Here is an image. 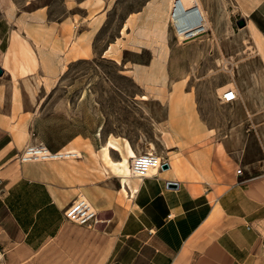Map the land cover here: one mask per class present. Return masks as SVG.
I'll use <instances>...</instances> for the list:
<instances>
[{"label": "crops", "instance_id": "obj_1", "mask_svg": "<svg viewBox=\"0 0 264 264\" xmlns=\"http://www.w3.org/2000/svg\"><path fill=\"white\" fill-rule=\"evenodd\" d=\"M108 2L65 0L62 19H51L47 6L19 13L6 3L0 21L1 264H264V170L251 174L244 165L242 174L237 173L240 135L232 117L221 120L223 128L212 126L201 116L195 92L182 81L168 89L166 46L147 66H124L140 87L166 104L158 140L168 167L135 179L133 196L102 165L93 168L88 157L19 161L22 149L39 141L53 151L88 147L82 143L88 138L51 141L33 132L38 115L27 110L25 95L53 92L66 65L95 54L93 44ZM201 2L213 31L220 19L219 2ZM226 2L237 20L245 21L264 64V0ZM133 29L123 25L119 39L142 47L143 38ZM117 40L100 54L111 52ZM115 53L112 59L119 63L121 49ZM38 78L42 85H37ZM222 105L234 108L233 102ZM241 136L244 140L245 134ZM260 138L264 146V135ZM80 192L88 193L96 209L98 222L93 225L64 216Z\"/></svg>", "mask_w": 264, "mask_h": 264}, {"label": "rangeland", "instance_id": "obj_2", "mask_svg": "<svg viewBox=\"0 0 264 264\" xmlns=\"http://www.w3.org/2000/svg\"><path fill=\"white\" fill-rule=\"evenodd\" d=\"M166 1L109 0L104 26L93 44L95 54L66 65L54 80L53 92L25 95L27 110L38 115L32 131L51 141L73 135L88 138L82 143L91 145L95 152L89 156L93 168L103 164L100 149L112 136L128 139L138 153L149 151L153 144V153L162 157L164 148L158 139L166 116L165 100L149 95L124 66H147L153 55L158 57L166 46L168 89L182 81L186 90L195 92L201 116L212 126L223 128L221 120L232 117L241 138L237 136V154L241 151L238 168L247 165L251 174L263 171L264 146L260 137L264 135V64L255 54L250 32L237 26L238 17L232 14L226 0H217L220 19L214 30L180 40L168 16ZM7 2L19 13L47 6L51 19H62L67 14L65 0H0V21ZM123 25L135 26L133 32L143 38L142 47L134 48L119 39ZM162 26L164 30H160ZM122 33L125 36V28ZM115 40L118 46L101 55ZM119 49L122 59L117 63L112 58ZM36 81L42 85L41 78ZM228 83L233 86L224 89L237 93L233 109H225L221 100ZM143 95L147 98L143 99ZM111 157L119 158L114 151ZM256 162L261 163L260 168L255 167ZM94 175L93 181L97 178Z\"/></svg>", "mask_w": 264, "mask_h": 264}, {"label": "built area", "instance_id": "obj_3", "mask_svg": "<svg viewBox=\"0 0 264 264\" xmlns=\"http://www.w3.org/2000/svg\"><path fill=\"white\" fill-rule=\"evenodd\" d=\"M183 11L177 20L173 23V28L176 35L178 36V31L187 33L189 28L192 26L195 21L201 20V15L199 13L198 5H192L191 8ZM203 34V33H201ZM179 37V36H178ZM192 39V38H190ZM189 40V39H185ZM184 40V41H185ZM237 99V93L234 89H226L221 97L223 103H230ZM70 160V159H79V154L72 150H51L43 142H36L26 145L20 155V162H29V161H57V160ZM168 164L165 159H161L158 155L153 152H143L138 153L137 156L131 158L130 168L131 173L134 177L143 179L150 176L149 171L151 169H163V165ZM238 174H242V169H237ZM64 216L79 225H93L98 222L97 212L91 206L89 201L85 199L83 195H77L72 203L64 210ZM3 257V251L0 248V260Z\"/></svg>", "mask_w": 264, "mask_h": 264}, {"label": "bare ground", "instance_id": "obj_4", "mask_svg": "<svg viewBox=\"0 0 264 264\" xmlns=\"http://www.w3.org/2000/svg\"><path fill=\"white\" fill-rule=\"evenodd\" d=\"M198 5L199 13L201 15V20L195 21L192 26L189 28L188 32L184 33L181 31H178V36L180 40L195 38L199 36L201 33H204L208 30V27L210 26L209 18L207 15L206 10L203 8L201 0H167V11L168 16L172 22H175L177 18L183 14V11L187 12L190 10H186L188 8H191L192 5ZM165 27L162 26L160 30H164ZM162 32V31H161ZM21 70L24 72L23 66H21ZM232 87V83H228L224 88L226 87ZM225 90V89H224ZM224 91H222L221 94H223ZM143 99H146L147 97L143 95ZM154 145L151 144V148L147 152H153ZM62 150H72L79 154V158L87 159L89 156H91L92 153H95L91 150L90 147H88L85 151L75 149L74 147L71 149L65 148ZM111 151H114L118 154V159L114 160L111 157ZM137 156V153L131 143L126 138H120V137H109L106 142L103 144V146L100 149V158L103 162L102 164V171L104 172H110L114 176L118 177L120 181L122 182V190L127 195L128 190L130 191V195L134 194V192L137 190V182H135V179H140L137 177H134L131 173L130 168V162L131 158ZM161 159H164L163 157L159 156ZM65 160V159H64ZM70 160H76V159H70ZM63 161V160H62ZM100 165V164H99ZM101 166V165H100ZM156 169H151L148 173L149 175H152L153 173H156ZM141 180V179H140ZM80 195H83L85 199H88V193H80ZM90 203V201H89ZM91 204V203H90ZM92 206V205H91ZM93 207V206H92ZM94 208V207H93ZM95 209V208H94ZM96 210V209H95Z\"/></svg>", "mask_w": 264, "mask_h": 264}, {"label": "water", "instance_id": "obj_5", "mask_svg": "<svg viewBox=\"0 0 264 264\" xmlns=\"http://www.w3.org/2000/svg\"><path fill=\"white\" fill-rule=\"evenodd\" d=\"M237 26L239 28L244 27L245 26V21L243 19L237 20ZM2 74H3V69L0 66V76H2ZM167 167H168V164H164L163 165V169H166ZM168 186H173L174 187L175 186V183L168 182Z\"/></svg>", "mask_w": 264, "mask_h": 264}]
</instances>
